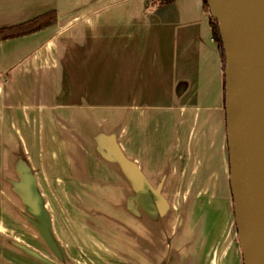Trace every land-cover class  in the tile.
Here are the masks:
<instances>
[{
	"label": "crops",
	"instance_id": "obj_1",
	"mask_svg": "<svg viewBox=\"0 0 264 264\" xmlns=\"http://www.w3.org/2000/svg\"><path fill=\"white\" fill-rule=\"evenodd\" d=\"M47 14L53 25L0 39V264H233L210 9L0 0V30Z\"/></svg>",
	"mask_w": 264,
	"mask_h": 264
},
{
	"label": "water",
	"instance_id": "obj_2",
	"mask_svg": "<svg viewBox=\"0 0 264 264\" xmlns=\"http://www.w3.org/2000/svg\"><path fill=\"white\" fill-rule=\"evenodd\" d=\"M226 53L234 217L244 264H264V0H208Z\"/></svg>",
	"mask_w": 264,
	"mask_h": 264
},
{
	"label": "trees",
	"instance_id": "obj_3",
	"mask_svg": "<svg viewBox=\"0 0 264 264\" xmlns=\"http://www.w3.org/2000/svg\"><path fill=\"white\" fill-rule=\"evenodd\" d=\"M175 0H158V2L162 5H171ZM205 4V7L209 8L208 0H202ZM211 19V27H212V35L214 36L215 42L218 45L219 51L222 55V61L225 67L226 64V53L224 52L223 40L222 36H220L219 32V24L218 22L210 16ZM56 22L55 14H47L43 15L34 20L25 22L21 26L10 27L8 29L0 30V39L7 40L12 37H20L25 36L26 34L34 33L40 31L42 28L53 25Z\"/></svg>",
	"mask_w": 264,
	"mask_h": 264
},
{
	"label": "rangeland",
	"instance_id": "obj_4",
	"mask_svg": "<svg viewBox=\"0 0 264 264\" xmlns=\"http://www.w3.org/2000/svg\"><path fill=\"white\" fill-rule=\"evenodd\" d=\"M59 197V202L62 203L63 207L64 208V214L65 212L67 211H70L68 206H70L69 204L72 202V199H73V194L72 193H66V192H63L62 194H59V195H56ZM240 248V247H239ZM228 252H232L233 253V256L231 257L233 260V264H243V257H241V253L240 255L238 254H235V250L233 249V244H229V247L227 248ZM241 250V249H240ZM225 255V254H224ZM177 258V255H175V260ZM181 259L184 261L183 257L181 256Z\"/></svg>",
	"mask_w": 264,
	"mask_h": 264
}]
</instances>
